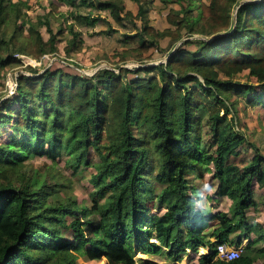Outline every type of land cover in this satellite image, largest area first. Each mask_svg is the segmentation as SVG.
<instances>
[{"label":"trees","instance_id":"obj_1","mask_svg":"<svg viewBox=\"0 0 264 264\" xmlns=\"http://www.w3.org/2000/svg\"><path fill=\"white\" fill-rule=\"evenodd\" d=\"M50 1L71 8L62 15L68 25L54 12L32 18L30 0H0V77L24 67L19 55L60 53L67 34L66 54L81 50L76 22L107 24L102 35L136 45L124 54L136 53L142 67L90 77L28 66L33 76L19 75L17 92L0 106V137L12 129L9 141H0V264H152L136 261L137 253L180 264L201 248L209 254L198 264H264V224L249 218L251 210L264 213V154L237 123L241 99L264 109V0H212L208 8L200 0H161L180 7L169 16L175 29L163 33L150 25L147 0H131L137 14L121 0ZM82 8L109 12L115 26ZM129 23L135 33H121ZM195 36L208 40L191 49ZM159 38L181 46L166 64L148 66L144 57ZM244 72L256 84L238 81ZM92 150L100 163L89 181L91 206L82 203L79 215L48 204L67 186L51 185L55 176L31 162L65 155L77 176ZM206 177L216 183L209 207L200 204ZM221 199L233 203L230 213ZM245 240L239 259H217L219 245Z\"/></svg>","mask_w":264,"mask_h":264},{"label":"rangeland","instance_id":"obj_2","mask_svg":"<svg viewBox=\"0 0 264 264\" xmlns=\"http://www.w3.org/2000/svg\"><path fill=\"white\" fill-rule=\"evenodd\" d=\"M16 1V0H15ZM96 4L99 0H94ZM126 9L128 11L137 14L138 6L132 2L131 0H121ZM150 12H149V20L150 25L153 29L158 32H164L167 29H175L174 26L170 23L169 16L172 14V10H179L180 7L178 5H170L167 6L161 0H147ZM257 2V1H255ZM197 3V2H196ZM212 3V0H200L197 4L204 5L205 7H209ZM248 3V2H247ZM30 4L32 9L29 14L32 18H36L39 15H43L46 12H54V16L60 22L67 23L66 19L63 18L62 15L66 14L69 16L68 12L71 11V8L65 7L62 5H52V1L50 0H30ZM244 4V3H243ZM91 12V13H90ZM80 14L88 15L93 14L101 15L107 20L111 21L113 26L115 23L110 17L109 12H98L91 11L89 9L82 8L79 11ZM196 14V13H195ZM236 16V12L234 11V17ZM71 21L69 20V23ZM67 23V25L69 24ZM77 30L82 34V40L84 45L81 50L73 51L70 55H67L65 52V48L68 45V42L72 40L73 36L66 35L62 36L59 41L60 53L53 55H46L41 60H36L32 57H27L23 55H19V58L24 62V67L8 70L0 77V106L2 102L12 96L17 92L18 82L17 78L20 74H24L26 76H33V73L27 69L28 66H32L35 71L40 73L44 72L47 69H63L65 72H69L71 74H83L86 76H94L98 71L103 69H117L122 66L127 69H137L142 66L138 63L137 55L134 53L131 56H126L124 54L129 49L136 48V45L125 44L123 42V36L115 35L112 37L102 35V32L108 29V25L105 23L98 24L95 27L92 26H84L82 24H78L76 22ZM58 27V24L55 25V28ZM117 27V26H116ZM121 33H135V28L133 24H128L127 29L120 30ZM44 37L46 40H49V35L44 30ZM156 33V34H157ZM190 40L195 42V46L191 47V49L198 48L200 41H207L208 38L195 36L190 38ZM159 45L158 48H153L146 53L144 59L148 66H156L161 64H166L170 58V53L174 49L181 46L180 44H174L170 39H161L159 38L157 41ZM125 57V60H123ZM117 72H119L117 70ZM144 76V75H141ZM238 81L243 83H253L256 84L255 80H251L249 78L248 72H244L237 77ZM238 115H239V129L247 135L250 141H252L264 154V109L261 106L252 107L250 106L246 100H240L238 102ZM231 117V116H230ZM2 135L0 137V141H9L10 134H12L11 127H8L5 130L1 131ZM250 155L252 151L249 150ZM68 161V156L63 155L57 161L49 160L48 158H35L31 163L33 167L36 169H41L43 172H50L55 176V180H53L51 185L58 184V186H67V190L62 191L59 194V198L55 199L53 197H49L48 204L54 207H58L59 204H63L70 208L74 213L81 214V204L84 203L85 206H91L92 197L91 194L93 192V187L90 184L91 175L96 173V168L98 163H100V159L95 151H91L89 154V164L80 169L77 176H73V171L68 169L66 166V162ZM213 179L210 177H206L204 181V188L201 195L200 204L203 207H209V201L207 200L208 194H212L216 188H213L216 183L212 184ZM212 185V186H211ZM153 187L155 188V196H158L161 187L157 182H153ZM258 194L260 191L256 190ZM152 199L150 198L149 201ZM151 208H155V204L157 205V201L149 202ZM233 203L229 199H221L218 203L220 208L227 212H231ZM153 211V210H152ZM154 213V212H153ZM152 213V214H153ZM249 218L251 222H261L264 224V213L261 210L249 212ZM69 221V224L74 220L71 217L66 218ZM64 234L66 238L72 239L73 232L71 230H64ZM215 242V240H213ZM249 244V240H245L243 242L242 247H246ZM206 249L201 248L200 252L195 255L189 251L185 260L180 264H198V259L201 255L209 254ZM145 260L147 263L152 264H173L171 261L167 259L166 256H156V255H144L138 254L136 256V261ZM80 264H108L107 259H103L101 262H89L85 259L79 260Z\"/></svg>","mask_w":264,"mask_h":264},{"label":"built area","instance_id":"obj_3","mask_svg":"<svg viewBox=\"0 0 264 264\" xmlns=\"http://www.w3.org/2000/svg\"><path fill=\"white\" fill-rule=\"evenodd\" d=\"M243 252H244V247L242 246L232 247L227 244H221L217 248V259H220L226 262H231V261L239 259L242 256Z\"/></svg>","mask_w":264,"mask_h":264},{"label":"water","instance_id":"obj_4","mask_svg":"<svg viewBox=\"0 0 264 264\" xmlns=\"http://www.w3.org/2000/svg\"><path fill=\"white\" fill-rule=\"evenodd\" d=\"M243 3H246V2H243ZM243 3H242V4H243Z\"/></svg>","mask_w":264,"mask_h":264}]
</instances>
